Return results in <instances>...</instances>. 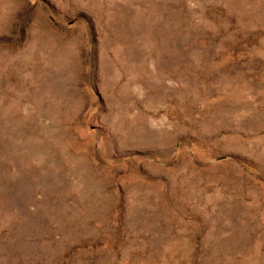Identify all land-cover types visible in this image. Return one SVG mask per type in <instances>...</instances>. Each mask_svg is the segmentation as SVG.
Segmentation results:
<instances>
[{"label":"rangeland","instance_id":"1","mask_svg":"<svg viewBox=\"0 0 264 264\" xmlns=\"http://www.w3.org/2000/svg\"><path fill=\"white\" fill-rule=\"evenodd\" d=\"M0 264H264V0H0Z\"/></svg>","mask_w":264,"mask_h":264}]
</instances>
